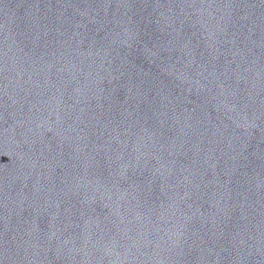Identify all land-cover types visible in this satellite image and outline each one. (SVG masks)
<instances>
[{
	"label": "water",
	"instance_id": "water-1",
	"mask_svg": "<svg viewBox=\"0 0 264 264\" xmlns=\"http://www.w3.org/2000/svg\"><path fill=\"white\" fill-rule=\"evenodd\" d=\"M0 264H264V0H0Z\"/></svg>",
	"mask_w": 264,
	"mask_h": 264
}]
</instances>
